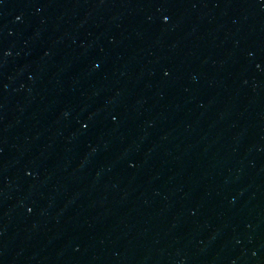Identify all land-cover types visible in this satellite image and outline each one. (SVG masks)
Wrapping results in <instances>:
<instances>
[{
	"label": "water",
	"instance_id": "1",
	"mask_svg": "<svg viewBox=\"0 0 264 264\" xmlns=\"http://www.w3.org/2000/svg\"><path fill=\"white\" fill-rule=\"evenodd\" d=\"M0 264H264V0H0Z\"/></svg>",
	"mask_w": 264,
	"mask_h": 264
}]
</instances>
